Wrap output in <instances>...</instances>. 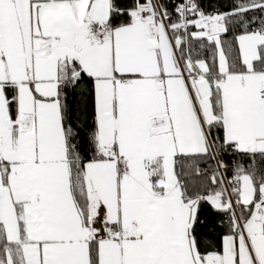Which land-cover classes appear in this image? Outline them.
I'll list each match as a JSON object with an SVG mask.
<instances>
[{"label": "snow or ice", "instance_id": "6c2138e0", "mask_svg": "<svg viewBox=\"0 0 264 264\" xmlns=\"http://www.w3.org/2000/svg\"><path fill=\"white\" fill-rule=\"evenodd\" d=\"M0 264H264V0H0Z\"/></svg>", "mask_w": 264, "mask_h": 264}, {"label": "trees", "instance_id": "16d2710c", "mask_svg": "<svg viewBox=\"0 0 264 264\" xmlns=\"http://www.w3.org/2000/svg\"><path fill=\"white\" fill-rule=\"evenodd\" d=\"M220 2L228 3V2H230V0H220Z\"/></svg>", "mask_w": 264, "mask_h": 264}]
</instances>
